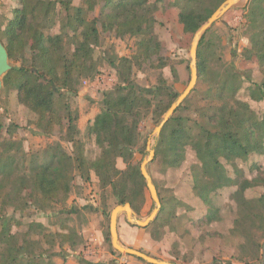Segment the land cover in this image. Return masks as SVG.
Instances as JSON below:
<instances>
[{
	"label": "trees",
	"instance_id": "1",
	"mask_svg": "<svg viewBox=\"0 0 264 264\" xmlns=\"http://www.w3.org/2000/svg\"><path fill=\"white\" fill-rule=\"evenodd\" d=\"M18 1L20 5L13 9L5 25L0 22V41L9 57L14 58L21 50L20 64L3 76V88L16 91L19 103L37 115L34 124L44 134L52 135L56 128L65 130L63 140L71 143L72 149L69 152L56 142L43 150L42 161L33 157L26 175L30 191L22 188L25 176L15 174L24 162L8 154L12 144L7 143V154L0 156V264H57L54 247L56 243L62 245L63 240H56V236L65 237L64 232L54 233L38 221L29 222L22 234L13 232L16 218L6 213V207L14 202L10 194L15 185L23 184L18 198L45 209L71 192L76 174L87 182L93 172L101 182L112 186L117 204L131 203L140 216V205L147 200L140 164L134 162L140 124L150 112L159 122L180 94L163 74L151 90L132 80L134 68L143 67L146 52L158 42L155 13L166 0H81L80 4H75V0ZM224 1L174 0L173 4L179 11L178 20L184 32L194 36ZM98 2L102 3L101 14L90 17ZM244 10H247L245 26L250 33V45L243 54L247 59L257 58L262 78L245 81L233 77L229 66H214L215 54L206 38L209 28L197 49L198 86L163 126L152 161L160 162L165 170L175 169L186 161L189 149L195 153L190 173L193 192L206 207L200 217L204 225L222 218L215 201L219 191L236 188L231 194L236 216L229 233L240 240L237 259L243 262L248 257L260 256L264 239V169L254 164L258 172L247 178L238 162L253 154L264 155V113H258L248 100L238 96L245 83H249L246 88L250 100L264 102V0H251ZM99 23L117 37H135L137 53L134 57H120L113 64L120 83L104 92L103 107L86 128L85 136L94 139L100 149L99 155L91 159L78 127L79 111L71 106L70 98L77 95L80 79L90 77L96 67L95 49L101 37ZM21 44L27 49L23 51ZM167 66L177 76L175 66L158 56L155 67ZM197 96H201L199 104L194 101ZM146 148L144 142V153ZM117 158L125 162L124 168L117 167ZM152 179L161 208L147 228L151 237L160 241L167 232L178 233L181 205L174 194L163 196ZM140 180L142 187L137 191ZM4 186L9 190L3 192ZM254 187H261L262 192L256 197L246 196V190ZM137 194L140 196L136 197ZM62 227L71 232L70 226L62 224ZM110 237V232L106 233L108 241ZM212 264L223 263L214 260Z\"/></svg>",
	"mask_w": 264,
	"mask_h": 264
},
{
	"label": "rangeland",
	"instance_id": "2",
	"mask_svg": "<svg viewBox=\"0 0 264 264\" xmlns=\"http://www.w3.org/2000/svg\"><path fill=\"white\" fill-rule=\"evenodd\" d=\"M173 2L174 0L163 1L155 13L158 42L146 52V56L142 59L143 67L134 68L132 80L141 88L151 90L155 87L158 76L163 74L180 94L190 80V48L193 34L184 32L178 20L179 11ZM80 3L81 0H75V4ZM19 5L18 0H0V22L5 25L13 15V9ZM101 12L102 3L98 2L90 12V17L99 16ZM246 12L244 8L230 9L210 28L206 38L212 44L215 54L214 66L217 64L221 67L229 66L233 77L242 78L245 81H259L262 78L259 61L256 57L247 59L243 54L245 48L250 45V33L245 26ZM98 27L101 37L100 44L95 49L96 67L90 77L80 79L77 95L70 98L71 106L79 111L78 127L81 130V137L87 142V155L91 159L99 155L100 149L95 145L94 139L85 136L86 128L103 107L104 92L120 83L113 64L120 57H134L137 53L135 37L127 35L120 38L101 23ZM19 46L23 51L27 49L22 44ZM20 54L21 50L15 54L14 58L9 57L12 67L20 64ZM158 56H163L170 65L175 66L177 76L173 75L170 66L164 69L155 67ZM248 84L245 83L238 96L248 100L258 113H264V102L250 100L246 88ZM197 86L196 84L195 88ZM200 97L197 96L194 99L195 103L199 104ZM36 118L35 113L19 103L15 90L6 91L2 86L0 90V156L7 154L5 153L7 143H11L8 154L24 162L23 165L18 166L15 174L22 173L25 180L29 171V162L33 157L42 161L43 150L47 145L60 142L67 151L71 152L72 149L71 143L63 140L65 130L56 128L52 135H46L35 126ZM159 122L153 119L151 112L141 121L140 140L135 149V163L141 165L148 155L147 148L145 153L142 151L144 142L152 139L153 147L156 144L158 136L154 134V129ZM115 161L118 168L126 166L121 158ZM194 161L195 153L189 149L186 161L179 168L165 170L160 162H151L148 165L149 173L154 178L160 193L167 197L169 193H172L180 201L181 206L178 212L182 214V217L178 233L167 232L162 240L156 241L151 237L150 228L140 232L127 231L125 228L128 219L125 213H121L118 217V231L122 239L129 244L138 245L139 247H132L142 249L152 256L163 260H174L180 264H212L214 260L221 261L223 264H264V239L258 258L248 257L245 262L237 259L239 254L237 245L240 240L229 233L236 216V203L231 196L235 187L224 188L216 195L215 201L221 208V220L210 225H204L201 222L200 217L205 213L206 207L192 189L190 166ZM238 162L247 178L257 174L258 169L255 166L253 168L254 164L264 169V155L253 154ZM142 183V180L137 182V191L142 187ZM18 184L10 194L14 202L6 207V213L16 218L12 230L22 234L28 229L29 222L38 221L44 223L47 229L54 233L63 234L64 232L65 237L56 236V240H63L62 245L56 243L54 247V260L57 264L69 262L79 264L80 260L101 263L104 252H112L117 258H122L120 264H148L116 251L111 244V237L109 241L106 239V233L109 232L110 213L117 205V198L112 186L101 182L95 173H91V178L87 182L76 174L71 192L45 209L31 201L26 203L23 198H18L17 195L21 191L25 189L32 191L27 180L24 182V187L22 183L20 186ZM6 190H9L8 186L2 189L3 192ZM143 190L147 200L140 205L139 218L141 219L148 217L155 206L147 186H144ZM261 192V187L250 188L246 190V196L256 197ZM139 196V194L136 195V197ZM62 224L70 226L71 232L63 229ZM180 233L182 235H179ZM32 236L40 238L35 234ZM97 237H101L103 241L102 244L95 246L92 239ZM43 246L47 247V244L43 242Z\"/></svg>",
	"mask_w": 264,
	"mask_h": 264
},
{
	"label": "water",
	"instance_id": "3",
	"mask_svg": "<svg viewBox=\"0 0 264 264\" xmlns=\"http://www.w3.org/2000/svg\"><path fill=\"white\" fill-rule=\"evenodd\" d=\"M251 0H225L220 4V6L212 13V15L197 29L195 32L190 48V80L187 87L184 89L182 93L178 96V98L171 104L169 109L165 112L163 117L161 118L159 124L154 129V134L159 136L161 130L165 123L170 119V117L174 114L176 109L182 104L185 98L192 92L197 83V49L199 42L205 32L211 28L213 24H215L218 20H220L226 12H228L232 8H245ZM12 69V66L9 62V53L5 45L0 41V90L3 86V76ZM147 151L148 155L143 159L140 170L141 174L146 181L147 188L150 192V196L155 204L153 210L149 214L148 217L141 219L139 218L136 211L132 208L131 203L127 202L125 204H117L110 213V223H109V232L111 236V244L113 248L126 255L135 256L139 259H142L150 264H180L178 262H173L169 260L159 259L152 255L147 254L140 249L127 246L120 241L119 233H118V217L121 213H125L128 221L131 224L137 225L139 227H147L150 222H152L160 208H161V200L158 195L157 188L153 182V179L149 173L148 165L151 163L155 157V148L152 145V139L147 141Z\"/></svg>",
	"mask_w": 264,
	"mask_h": 264
},
{
	"label": "crops",
	"instance_id": "4",
	"mask_svg": "<svg viewBox=\"0 0 264 264\" xmlns=\"http://www.w3.org/2000/svg\"><path fill=\"white\" fill-rule=\"evenodd\" d=\"M127 231H131V232H140V231H142L143 229H147V227H139V226H137V225H133V224H131L129 221H128V224H127V227L125 228ZM118 233H119V231H118ZM119 238H121L120 239V241L124 244H128L129 246H138V245H136V244H129V243H127L124 239H122V237H121V235H120V233H119ZM92 241L95 243L94 245L95 246H98L99 244H102V238L101 237H97V238H93L92 239ZM157 241V240H156ZM94 246V247H95ZM139 247V246H138ZM103 262H101V263H99V262H96V263H93V262H91V261H88V260H80L79 261V264H109L110 262L112 263V264H120L121 263V261H122V258H117L112 252H109V253H105L104 252V255H103ZM132 257H135V256H132ZM135 258H137V257H135ZM113 260V261H112ZM68 264H71L70 262L68 263Z\"/></svg>",
	"mask_w": 264,
	"mask_h": 264
}]
</instances>
